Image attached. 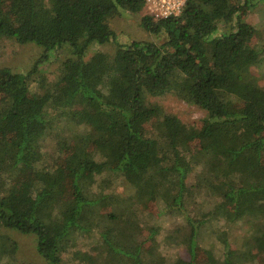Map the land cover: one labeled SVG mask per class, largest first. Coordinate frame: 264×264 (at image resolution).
<instances>
[{
    "label": "trees",
    "instance_id": "obj_1",
    "mask_svg": "<svg viewBox=\"0 0 264 264\" xmlns=\"http://www.w3.org/2000/svg\"><path fill=\"white\" fill-rule=\"evenodd\" d=\"M259 4L187 0L179 14L155 18L146 0H0V41L43 48L27 72L0 67V264L17 261L5 229L34 235L47 264H69L65 254L79 264H258L264 44H252L261 32L241 10ZM143 9L140 24L159 41L120 42L111 19ZM111 42L113 53L89 54ZM62 49L58 81L33 91ZM167 94L203 110L200 124L166 111L158 101ZM48 137L59 160L41 149ZM114 178L129 192H114ZM158 198L162 213L187 219L190 231L167 242L188 258L137 244L145 229L151 239L160 232L142 213ZM244 219L251 228L233 246L219 222ZM81 239L92 252L72 250ZM198 247L211 255L201 259Z\"/></svg>",
    "mask_w": 264,
    "mask_h": 264
},
{
    "label": "rangeland",
    "instance_id": "obj_2",
    "mask_svg": "<svg viewBox=\"0 0 264 264\" xmlns=\"http://www.w3.org/2000/svg\"><path fill=\"white\" fill-rule=\"evenodd\" d=\"M144 13L145 10L143 9L139 13H123L111 19L110 23L120 38V42L141 39L158 40L155 36L149 34L142 28L140 20ZM241 15L261 32V34L252 41V44H264V4L245 6L241 10ZM115 46V42L94 46L95 48L92 49L89 54L96 50L113 53L116 49ZM42 51L43 48L34 43L17 44L13 42L10 43L9 41H0V67L8 66L17 71L27 72ZM68 53L69 52L66 49H62L52 56L49 63L47 62L42 65L40 74L35 75L32 79L31 87L33 91H38V88L46 87L58 81L60 62ZM257 75H259L260 82L264 85V68L257 69ZM158 102L163 105L166 111L178 114L188 125H199L200 120L205 116V112L197 106L176 98L171 94L162 96ZM53 142L54 140L51 137H48L41 143V149L45 154L54 153L52 159L59 160L60 153L58 151L54 152ZM50 157L51 156L47 155L44 160L48 161L51 159ZM199 169L200 167L197 168V170ZM191 178L195 179L196 173L192 174ZM112 190L118 193V195H125L129 192L130 185L121 178H114ZM161 206L162 203L159 198L153 199L142 205V213H144L145 220L160 226V232L154 239H151L148 237V229H145L136 237L135 240L137 244H140L143 253L157 251L168 257L182 255L188 258V251L184 250L182 246L173 244V241L171 243L167 242V237L170 234L181 236L190 231V225L187 219L179 212L162 213ZM219 224L228 227V237L231 238L233 246H239L243 242L244 236L247 235L249 232L248 230L251 228V223L247 219L231 224L220 221ZM5 232L18 243L16 264H47L44 257L38 251L37 238L34 235L22 234L10 229H5ZM252 248L257 250L256 245H253ZM76 249L92 252L90 243L88 240L84 239L79 240L75 248L72 250ZM198 253L201 259H206L211 255L212 251L205 247H198ZM65 260L68 261L69 264H79L78 261L72 260L71 254H65ZM257 263L264 264V252L259 251Z\"/></svg>",
    "mask_w": 264,
    "mask_h": 264
},
{
    "label": "built area",
    "instance_id": "obj_3",
    "mask_svg": "<svg viewBox=\"0 0 264 264\" xmlns=\"http://www.w3.org/2000/svg\"><path fill=\"white\" fill-rule=\"evenodd\" d=\"M187 0H146L147 9L155 18L177 15Z\"/></svg>",
    "mask_w": 264,
    "mask_h": 264
}]
</instances>
